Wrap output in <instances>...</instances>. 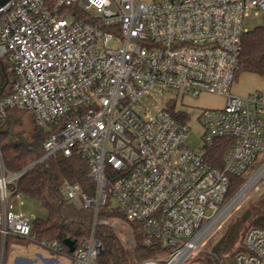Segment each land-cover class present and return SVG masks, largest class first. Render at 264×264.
Returning <instances> with one entry per match:
<instances>
[{"label": "built area", "instance_id": "2783aa9c", "mask_svg": "<svg viewBox=\"0 0 264 264\" xmlns=\"http://www.w3.org/2000/svg\"><path fill=\"white\" fill-rule=\"evenodd\" d=\"M260 12L264 0H8L0 7V60L14 72L0 115L27 111L39 127L54 128L43 158L77 154L95 184L92 195L67 181L59 187L67 202L94 213L73 264H99L100 224L116 229L121 222L133 235L130 223H141L147 244L168 249L137 264H185L221 228L235 198L226 200L231 178L264 160L263 97L231 93L244 21ZM170 91L226 98L224 107L201 114L199 148L188 144L187 122L168 110L171 100L156 112L142 105ZM219 138L233 140L223 169L205 158ZM21 173H8L0 155V264L11 239L67 256L59 242L38 241L32 220L17 210ZM107 205L123 218L99 220ZM244 246L236 264H264V229L250 228Z\"/></svg>", "mask_w": 264, "mask_h": 264}, {"label": "trees", "instance_id": "16d2710c", "mask_svg": "<svg viewBox=\"0 0 264 264\" xmlns=\"http://www.w3.org/2000/svg\"><path fill=\"white\" fill-rule=\"evenodd\" d=\"M57 1L45 0L48 6L55 5ZM242 48L236 77L240 72H247L264 78V25L255 27L244 34ZM0 67L5 71V80L8 84L7 88L0 90L1 101L11 95L14 72L8 59H1ZM168 110L178 120L188 121L186 113H176L173 106ZM8 112L9 109L3 116L0 115V154L5 170L16 174L46 155L44 143L54 128H42L35 123L36 126L29 138L17 136L10 131L9 127L2 128ZM232 145V139H217L212 147L205 150L206 160L212 166L223 169L224 155ZM88 173L89 166L79 155L66 157L58 152L24 173L17 185L21 195L39 201L48 213L46 219L32 221V234L38 241L59 242L70 257L75 251L71 252L65 242L72 241L75 250L81 248L84 240L91 234L94 213L91 210H78L73 204L67 202L59 194V187L67 181L79 184L85 192L92 195L95 184L88 177ZM250 175L251 173L231 178L227 201L238 193ZM122 218L123 215L119 209H112L109 205L103 207L99 213V220L111 221ZM130 227L133 230L132 239L135 240L132 246L123 243L115 228L102 224L97 226L96 238L104 248L98 259L99 264H137L161 257L168 252V249L157 240H152L150 244L146 243L145 229L141 223L131 222ZM252 227L264 229V194L235 217L212 246L211 251L217 259L206 256L200 261L204 264H219V260H223L222 262L228 264H236L237 255L245 251V234Z\"/></svg>", "mask_w": 264, "mask_h": 264}, {"label": "rangeland", "instance_id": "374dc122", "mask_svg": "<svg viewBox=\"0 0 264 264\" xmlns=\"http://www.w3.org/2000/svg\"><path fill=\"white\" fill-rule=\"evenodd\" d=\"M69 19L72 20L73 18L70 17ZM260 25H263L262 18L254 17L252 14L244 21V28L247 30H252L253 28ZM5 76V71L0 67V90L5 89L8 86L7 80H5ZM231 93L235 95L232 92V89ZM177 95H179L177 94V92L170 91L161 93L160 98L152 99L145 97L142 101V105L148 107L149 111L156 112L163 107L164 102L171 100L173 106H176L178 110L188 115L187 124L190 128L188 143L191 147L196 149L201 145V138L204 131L200 120L201 114L206 110L219 109L224 107V105L222 106V104L223 102H225L226 98L210 94H201L198 97H192L191 95L183 93H181L179 96ZM4 122L5 123L2 125V128L9 127L10 131H12L14 134H17V136H22L26 139L31 136L36 126L33 115L30 112L17 109H10L9 112L5 115ZM263 164L264 160L260 161L257 164L251 175L248 177L247 182L259 171ZM263 194L264 174L241 199H239L232 205L223 220L221 228L215 229L206 239L204 244L200 246L198 250L191 254V256L186 260L185 264L202 263L200 259H203L206 256L217 259L211 251L212 246L224 233L228 224H230V222L235 217L240 215L252 203L256 202L258 198ZM233 198L234 196L231 199ZM110 200L112 204L116 205V201L113 198H111ZM16 206L17 210L19 209L26 217L30 218L32 221L35 219L47 218L48 213L46 209L37 200L22 195L20 207L18 205V202H16ZM116 231L125 245H133V239L131 236L132 234L127 231V228L123 223H118ZM44 259H56L60 264H69L70 262L67 257L55 255L34 241L11 239L7 250L5 264H45L43 262ZM35 261L37 263H35ZM222 261L223 260H219V264H221Z\"/></svg>", "mask_w": 264, "mask_h": 264}, {"label": "crops", "instance_id": "0c3cea01", "mask_svg": "<svg viewBox=\"0 0 264 264\" xmlns=\"http://www.w3.org/2000/svg\"><path fill=\"white\" fill-rule=\"evenodd\" d=\"M252 15L254 17L262 18V24L264 25V13L263 12H260L258 14H252ZM263 25H260V26H263ZM248 31L249 30H247V32ZM253 75L254 74L247 73V72L238 73L235 83L232 87V92L239 97H246L255 92H258L262 95L263 100H264V78L257 76V75L255 76ZM255 77H258V78H255ZM223 105H225V102H223L222 106ZM64 257H67V259L70 260L69 264H73V260L70 256L67 255ZM43 262L45 264H60L56 259H44ZM35 263L37 262L35 261Z\"/></svg>", "mask_w": 264, "mask_h": 264}, {"label": "bare ground", "instance_id": "6f19581e", "mask_svg": "<svg viewBox=\"0 0 264 264\" xmlns=\"http://www.w3.org/2000/svg\"><path fill=\"white\" fill-rule=\"evenodd\" d=\"M263 174L264 167L246 184V186L240 191V193H238V195L233 199L230 205H233L239 199H241L257 183V181L263 176Z\"/></svg>", "mask_w": 264, "mask_h": 264}, {"label": "water", "instance_id": "95a60500", "mask_svg": "<svg viewBox=\"0 0 264 264\" xmlns=\"http://www.w3.org/2000/svg\"><path fill=\"white\" fill-rule=\"evenodd\" d=\"M8 0H0V7L4 4V3H6ZM42 160H44V158L43 159H41L40 161H38V162H36V163H34L33 165H31L30 167H28L27 169H25L24 171H22V173H21V175H23L24 173H26L27 171H29L30 169H32L35 165H37L39 162H41ZM261 169V168H260ZM258 173V172H257ZM250 181V180H249ZM248 181V182H249ZM247 182V183H248ZM246 183V184H247ZM246 184L239 190V192L246 186ZM238 192V193H239ZM238 193L234 196V197H236L237 195H238ZM65 244L69 247V249L71 250V252H74L75 251V248H74V244H73V242L72 241H70V240H67L66 242H65Z\"/></svg>", "mask_w": 264, "mask_h": 264}]
</instances>
